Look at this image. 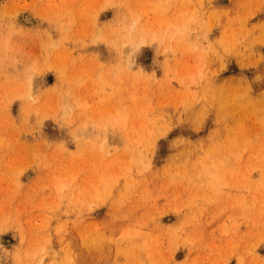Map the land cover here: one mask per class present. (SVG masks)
<instances>
[{"label":"rangeland","instance_id":"374dc122","mask_svg":"<svg viewBox=\"0 0 264 264\" xmlns=\"http://www.w3.org/2000/svg\"><path fill=\"white\" fill-rule=\"evenodd\" d=\"M46 239L264 264V0H0V264Z\"/></svg>","mask_w":264,"mask_h":264},{"label":"clouds","instance_id":"9594fccd","mask_svg":"<svg viewBox=\"0 0 264 264\" xmlns=\"http://www.w3.org/2000/svg\"><path fill=\"white\" fill-rule=\"evenodd\" d=\"M187 29H184V32H186ZM179 35V34H177ZM181 82L182 83H189V81H186L184 78H181ZM191 84H198V81L195 79H192L190 81ZM23 242V241H22ZM49 240L46 239L45 244L46 246L41 248L38 251H32L31 249H29L26 253H25V258L22 260H18L17 264H44V257L47 256L48 253V245ZM54 254L53 259L50 261V264H76L75 261V257L73 254H70L68 256H66L65 258H61L59 260H57L55 258Z\"/></svg>","mask_w":264,"mask_h":264},{"label":"bare ground","instance_id":"6f19581e","mask_svg":"<svg viewBox=\"0 0 264 264\" xmlns=\"http://www.w3.org/2000/svg\"><path fill=\"white\" fill-rule=\"evenodd\" d=\"M244 94H246V93H244Z\"/></svg>","mask_w":264,"mask_h":264}]
</instances>
